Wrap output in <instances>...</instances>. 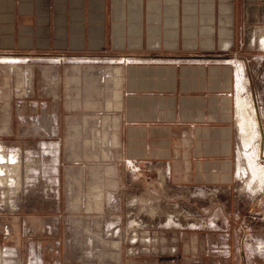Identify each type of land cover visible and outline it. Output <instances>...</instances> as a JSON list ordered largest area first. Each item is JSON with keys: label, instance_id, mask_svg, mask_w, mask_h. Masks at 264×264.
Returning a JSON list of instances; mask_svg holds the SVG:
<instances>
[{"label": "crops", "instance_id": "1", "mask_svg": "<svg viewBox=\"0 0 264 264\" xmlns=\"http://www.w3.org/2000/svg\"><path fill=\"white\" fill-rule=\"evenodd\" d=\"M2 56L16 59L0 62V140L58 149L57 264H264L234 64L264 57V0H0ZM132 164L169 171L160 198L211 221L130 246Z\"/></svg>", "mask_w": 264, "mask_h": 264}, {"label": "rangeland", "instance_id": "2", "mask_svg": "<svg viewBox=\"0 0 264 264\" xmlns=\"http://www.w3.org/2000/svg\"><path fill=\"white\" fill-rule=\"evenodd\" d=\"M0 58L2 63H12L16 59L11 56ZM78 59L81 58H76ZM240 64L244 82H242L241 92L248 94L250 100L241 99V107L239 104L238 125L242 164L239 185L246 191V193L244 191L245 198L248 196L255 199L250 201L248 215L256 218L262 225L264 224V178L263 175L262 179L250 176L253 174L248 159L251 158V161L260 169L259 174H264V57L250 59L245 63V67L243 63L240 62ZM2 139L0 149H4L2 151L6 154L17 155L21 168L17 174L13 173L11 178V183L17 181L20 183L17 195H11V192H8L10 189L0 187V264H57L54 242L49 239V235L55 236L57 233L55 217L59 206L56 197L58 183L55 180L58 164L56 143L21 141L13 137ZM131 173L134 178L132 182L140 186V192L126 200L129 217L123 229L130 246L139 243L138 235L141 233H145V239L152 237L151 231L159 227L161 223L170 229H175L174 226L193 228L200 225L206 226V222L213 218L199 216L188 207H183L179 203H166L160 198L161 195H165L169 181V171L163 167L155 166L153 170L146 168L136 173L131 171ZM246 184L251 187H247ZM113 198L116 200L115 197ZM114 199H112L113 202ZM140 216L146 221L148 228L139 230L142 225H139L137 218H141ZM237 220L239 223L234 227L240 229V224H244V221L248 219L240 217ZM111 227L108 224V235L109 230L113 229ZM243 239L248 245L254 242L249 240V236ZM31 245L35 247V254L32 257L29 247ZM253 250L257 253L264 252L261 243H255Z\"/></svg>", "mask_w": 264, "mask_h": 264}, {"label": "bare ground", "instance_id": "3", "mask_svg": "<svg viewBox=\"0 0 264 264\" xmlns=\"http://www.w3.org/2000/svg\"><path fill=\"white\" fill-rule=\"evenodd\" d=\"M11 60H13V59H11ZM126 60H127V58H126ZM239 65H240V62H239ZM242 71L243 70L241 69V72ZM239 82H240L239 85L242 87L243 74H241V77L239 79ZM239 104H240V107H241V105H242V101L241 100L239 101ZM250 120H251V118H250ZM2 150H4V149H2ZM2 150L0 149V187L1 188H5V189H10V191H8V192H11V195H14L15 196L19 192V189H20L19 184L20 183H19V181L11 183V178H12L13 173L14 174L15 173L16 174L18 173V170H19V168H21L20 167L21 165H19V160H18L19 158L17 157V155L11 154V153H10L11 155H9V153L6 154ZM249 162H250L249 166L251 167V172L253 174V175L250 174V176H254V177H258V178L262 179V175H263V178H264V174L263 173L262 174L261 173L259 174L260 169L256 166V164L254 162L251 161V158H250V160L248 159V163ZM254 177H252V178H254ZM249 184H250V182H249ZM6 191L4 193H6ZM0 262H1V259H0Z\"/></svg>", "mask_w": 264, "mask_h": 264}, {"label": "built area", "instance_id": "4", "mask_svg": "<svg viewBox=\"0 0 264 264\" xmlns=\"http://www.w3.org/2000/svg\"><path fill=\"white\" fill-rule=\"evenodd\" d=\"M76 58L78 57H51V58H46L49 59L50 62L52 63H61V62H74L76 61ZM42 59V58H40ZM127 63H131V62H127ZM236 77V76H235ZM146 166H141L140 164H132L131 165V171L133 172H137V171H141L142 169H146ZM148 169V168H147Z\"/></svg>", "mask_w": 264, "mask_h": 264}]
</instances>
